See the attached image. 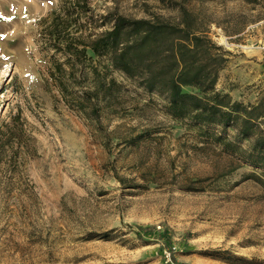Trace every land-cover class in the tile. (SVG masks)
<instances>
[{
  "label": "rangeland",
  "instance_id": "374dc122",
  "mask_svg": "<svg viewBox=\"0 0 264 264\" xmlns=\"http://www.w3.org/2000/svg\"><path fill=\"white\" fill-rule=\"evenodd\" d=\"M87 3L94 17L178 18L159 0ZM184 3L229 52L216 88L243 102L263 95L264 0ZM58 5L0 0V129L17 115L24 131L0 156V264H162L170 244L177 264H264V173L117 70L107 74L122 88L100 102L98 122L69 107L47 77L52 50L40 35ZM93 26L85 33L103 28Z\"/></svg>",
  "mask_w": 264,
  "mask_h": 264
},
{
  "label": "trees",
  "instance_id": "16d2710c",
  "mask_svg": "<svg viewBox=\"0 0 264 264\" xmlns=\"http://www.w3.org/2000/svg\"><path fill=\"white\" fill-rule=\"evenodd\" d=\"M159 1L176 7L178 18L114 11L94 17L87 0H59L41 22V41L52 50L48 79L69 107L98 122L100 102H112L122 88L107 74L108 68L117 70L146 92L159 95L169 116L264 173V94L243 102L217 89L229 52L208 35L207 26L184 0ZM88 23L103 28L85 33ZM93 59H104L103 69ZM144 134L149 132L131 137L129 144ZM23 137L20 118L14 115L0 129V156L20 147Z\"/></svg>",
  "mask_w": 264,
  "mask_h": 264
},
{
  "label": "built area",
  "instance_id": "2783aa9c",
  "mask_svg": "<svg viewBox=\"0 0 264 264\" xmlns=\"http://www.w3.org/2000/svg\"><path fill=\"white\" fill-rule=\"evenodd\" d=\"M177 251L175 244H170L161 249L162 264H177L174 259V253Z\"/></svg>",
  "mask_w": 264,
  "mask_h": 264
}]
</instances>
